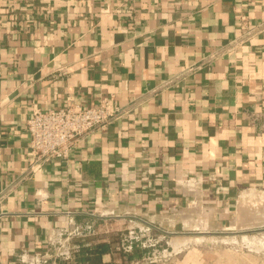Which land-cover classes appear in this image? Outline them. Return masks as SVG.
Segmentation results:
<instances>
[{
	"label": "crops",
	"instance_id": "1",
	"mask_svg": "<svg viewBox=\"0 0 264 264\" xmlns=\"http://www.w3.org/2000/svg\"><path fill=\"white\" fill-rule=\"evenodd\" d=\"M107 98L116 120L29 172L34 107ZM256 194L264 0H0V264H26L87 217L174 231L158 264H238L217 232ZM121 259L110 243L102 260Z\"/></svg>",
	"mask_w": 264,
	"mask_h": 264
},
{
	"label": "built area",
	"instance_id": "2",
	"mask_svg": "<svg viewBox=\"0 0 264 264\" xmlns=\"http://www.w3.org/2000/svg\"><path fill=\"white\" fill-rule=\"evenodd\" d=\"M120 109L113 98L100 101L95 106L68 104L61 109L41 110L34 107L26 120L28 135V155L30 156L29 172L40 171L43 164L55 159H66L73 149L75 141L84 138L94 130L103 129L116 120ZM87 226V234H96V229ZM116 242L112 249L120 252L121 260L105 261L103 264H158L166 262L171 256L167 247L169 242L163 235L151 236V226L135 230L131 226ZM128 230V232H127ZM85 236L79 226L64 228L48 237V246L41 254L29 255L26 264H74V255L80 245L73 239ZM102 241V240H99ZM164 242L167 247H161ZM110 244V242H109ZM160 248V249H159ZM145 250L143 256L127 259L133 250Z\"/></svg>",
	"mask_w": 264,
	"mask_h": 264
},
{
	"label": "rangeland",
	"instance_id": "3",
	"mask_svg": "<svg viewBox=\"0 0 264 264\" xmlns=\"http://www.w3.org/2000/svg\"><path fill=\"white\" fill-rule=\"evenodd\" d=\"M263 205H264V195L256 194V195L245 196V198H242L238 202L237 211L235 212L233 210L234 212H232L230 216L233 218L232 224L231 225L228 224L229 226H227V228H224L223 230L217 232L220 236H222V244L224 248L225 247L230 248V246H233L239 250L240 256L238 259V264H264V248L261 246L263 245L262 243L264 241V225H262V223L256 222V220L252 218L254 216L253 214L256 215L259 213H263L264 210ZM241 206L247 207V209H245L244 212L242 211L240 213L239 211H241L240 209L242 208ZM98 218L100 217L86 218L88 219V223H89L87 224L92 226L91 229L95 228L97 233L93 235L91 233L87 234V229L85 228L84 231L85 236L74 238L73 239L74 244L80 246L81 245L90 246L96 244L99 240H106L107 242L113 243L116 242L118 239H120V237H122V235L124 234V229L118 230V228L121 227L124 228L126 226L127 227L131 226L135 230H138L139 228L138 226H135L133 222L129 221L127 225L126 224L114 225L115 222H112L108 224L110 226L107 227L106 225L105 227L99 229V227L98 228L96 227L97 223L99 222ZM118 219H116V221H118ZM194 219L195 220L200 219L201 221H203V217L201 219L199 213L196 212ZM239 219H241V221H238ZM148 225H150L152 228L151 236L157 237L159 235H163L164 240L169 242V237L172 236V233L174 231L168 232L167 230H165V232L160 234V232L157 231V228L155 226L151 224ZM205 227H206L205 225H201V224L198 226V228H205ZM179 229L180 230L175 229V233H184L183 229L181 228ZM252 242L255 244H253ZM160 245L161 247H167V245L164 244V242L160 243ZM247 253L249 257H245ZM74 261L76 263L75 255H74ZM222 262H224V264H230V259L229 258L224 259Z\"/></svg>",
	"mask_w": 264,
	"mask_h": 264
},
{
	"label": "trees",
	"instance_id": "4",
	"mask_svg": "<svg viewBox=\"0 0 264 264\" xmlns=\"http://www.w3.org/2000/svg\"><path fill=\"white\" fill-rule=\"evenodd\" d=\"M138 249L133 250L128 254V260L132 259V255ZM109 251V242L106 240L98 241L90 246L81 245L78 252L75 254V264H103V256Z\"/></svg>",
	"mask_w": 264,
	"mask_h": 264
},
{
	"label": "bare ground",
	"instance_id": "5",
	"mask_svg": "<svg viewBox=\"0 0 264 264\" xmlns=\"http://www.w3.org/2000/svg\"><path fill=\"white\" fill-rule=\"evenodd\" d=\"M264 206V205H263ZM242 207V206H241ZM241 211H239L240 213L243 211H245V209H247V207H242L240 208ZM239 210V209H238ZM254 216L252 218H254L256 220V222L258 223H262V225H264V210H263V213H259V214H253ZM240 218V217H239ZM250 220V219H249ZM253 220V219H252ZM238 221H241V219H239ZM254 221V220H253ZM260 225V224H258ZM262 242V241H261ZM253 243V242H252ZM258 243V242H257ZM255 244V243H253ZM263 245H261L263 248H264V241L262 243ZM260 245V244H259ZM177 246V244L174 245V247ZM255 246V245H254ZM256 247V246H255ZM175 250H177V248H175ZM258 250V249H257Z\"/></svg>",
	"mask_w": 264,
	"mask_h": 264
}]
</instances>
